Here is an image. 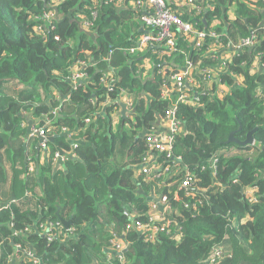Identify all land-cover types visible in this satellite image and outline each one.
Returning <instances> with one entry per match:
<instances>
[{
    "label": "trees",
    "instance_id": "obj_1",
    "mask_svg": "<svg viewBox=\"0 0 264 264\" xmlns=\"http://www.w3.org/2000/svg\"><path fill=\"white\" fill-rule=\"evenodd\" d=\"M90 1L60 3L53 9L59 18L55 29L40 37L33 28L47 9L43 0H0V152L3 135L19 130L23 112L35 119L49 114L55 126L76 128L77 137L87 139L76 151L78 159L64 167V175L51 172V160L36 176L29 174L27 183L14 171L12 195L20 197L17 187L26 191L0 211V264H32L20 257L10 261L17 243L42 255L41 264H202L217 245L230 248L229 257L219 264H264V68L251 69L255 62L264 63V1L185 0L208 8L198 15L165 2L167 9L205 34L199 48L176 35L177 51L169 57L163 47L132 51L148 29L139 21L140 6L117 13L120 0H96L100 7L95 26L81 29L78 16L87 15ZM228 3L234 4L233 17L227 13ZM210 31L218 37L210 38ZM251 35L257 43L242 47L241 41ZM212 45L220 47L213 52ZM221 52L234 55L223 63L218 83L203 92L196 75L221 65ZM145 59L153 62L152 79L143 80L138 69ZM78 60L88 63L82 70L87 79L73 88L65 77ZM187 61L193 65L191 82L198 88L184 92H196V99L180 101L174 83L164 99L161 85ZM168 62H174L172 70ZM109 72L110 90L101 85ZM121 92L132 107L119 117L113 132L108 120L95 118L110 103L108 116L119 111ZM61 95L65 101L54 117L50 111L61 105ZM172 109L181 122L180 132L172 136L169 151H150L139 134ZM86 119L96 122L86 124ZM251 131V144L226 143L231 133L243 142ZM61 139L53 145L66 147ZM168 154L179 162L169 161ZM147 156L153 159L150 166L166 169L164 175L161 170L147 177L143 168H131L142 167ZM185 179L190 181L188 189L181 188ZM5 182L0 154L1 190ZM149 196L164 197L168 211L152 213ZM157 216L169 227L155 232L151 219ZM58 217L71 221L73 234L47 246L36 226L45 220L57 222ZM129 218L134 227H128ZM25 228L30 231L16 234ZM117 244L124 246L121 255L113 251Z\"/></svg>",
    "mask_w": 264,
    "mask_h": 264
},
{
    "label": "built area",
    "instance_id": "obj_2",
    "mask_svg": "<svg viewBox=\"0 0 264 264\" xmlns=\"http://www.w3.org/2000/svg\"><path fill=\"white\" fill-rule=\"evenodd\" d=\"M67 0H50L49 4L48 2H45L46 4V10H43V12L39 15L37 18L38 24L33 28L34 34L45 37L47 33L55 29V22L59 20L57 13L54 12V8L57 7L60 3L65 2ZM128 2V0H125ZM134 6H140V9L142 10V14L139 18V21L142 25H144L148 29H144L143 34L137 41V45L135 48L132 49L134 52H140L148 47H163L167 51L165 53L168 57L171 56L173 53L177 51L175 48V39L176 35L183 36L188 42L192 43L193 47L199 48L204 43L205 34L203 31L197 30L191 23L186 22L182 20L177 14L170 11L166 8L165 2L166 0H132ZM96 0L90 1V6L86 7L87 9V15L86 16H78L81 21V29H84L86 31H90L95 26V22L98 17L97 8L100 7V5H97ZM184 7H188L191 10H194L195 14H199L201 11L208 9L204 6L200 5H193L191 1H188ZM36 18V17H34ZM202 20V19H201ZM208 36L210 38H217L218 35L212 31L208 33ZM55 40H58V37H54ZM257 43V37L255 35H251L250 37H247L243 39L240 43L242 47H252ZM211 45V44H210ZM220 46L212 45L210 51H217V49ZM233 47V46H232ZM112 53V51H110ZM234 55V53L231 54V56H225L226 58L231 57ZM230 58V59H231ZM223 59V58H222ZM221 65H217V67L211 71V73H207L206 75H203L202 73L197 74L196 76L201 80V83L203 84V88L207 91L211 90L213 83H218L217 77L218 74L223 72L224 65L223 63L228 62L229 60H222ZM88 65L87 62L84 60H78L74 66L71 68L70 75L65 77L67 81H69L73 88H76L77 84L81 82V80L87 79V76L84 72H82L83 68H85ZM186 67H184L186 70L183 71V73L176 72L172 76V80L175 84V90L179 92V100L180 101H187V99H196L197 93L193 92V95H189L187 92H184L185 88L192 89V88H198L195 81L191 82V76L193 74V65L187 61L185 64ZM264 68V63H258L255 62L252 66V72L257 71L259 69ZM215 75V79L212 78L210 80V77ZM209 82V83H208ZM113 83V75L112 73H106L104 77L101 80V85L103 84L104 87H106L108 90L112 88ZM206 84H209L207 87ZM205 91V92H207ZM204 92V91H203ZM65 99L59 100L60 106L54 108L52 111H50V114H52L54 117L58 115L59 112H61V107ZM62 102V103H61ZM119 104H125L127 107V111L131 109L132 102L131 99L125 95L124 92H121V97L118 100ZM111 104V103H110ZM174 109L166 113V118L170 121V135L168 137V140L165 139L163 136L159 135H146L144 136V143L148 145V148L150 151H169L172 145V136L174 134H177L181 130V122L175 119L174 116ZM23 114H26L23 112ZM42 118L43 124L38 127H32L30 129V137H38L40 139L39 145L40 148L43 151H47L48 149V141L49 138L56 135L64 134V132L67 131V128L64 126H55L53 118L49 116V114H41L40 116ZM92 120V119H91ZM90 119H86L85 123L88 124ZM88 122V123H87ZM79 145L77 143H73L71 146V149L73 151H76L78 149ZM225 152H221V154H224ZM61 158V154H53V158ZM168 159L174 158L170 154H168ZM176 162H179V158H174ZM153 159L151 156H147L145 159V162L141 168V173L147 177L154 176L158 173H153L151 170L150 163H152ZM216 163V159H213V164ZM162 170V168L160 169ZM29 171H32V169H29ZM166 171V170H165ZM164 171V173H165ZM161 173V172H160ZM189 175L187 174V177ZM190 187V181L188 179H185L181 182V188L188 189ZM246 196V195H245ZM159 203L154 204L152 206L153 210L152 213H158L161 214L165 211H168V205L166 203V199L164 197H158ZM247 202L249 203L251 199L249 197H246ZM157 205H159V208L157 210ZM160 209V210H159ZM153 223L156 224L155 232L156 231H163L164 228H168V223H165V220L161 217H153L151 219ZM131 227H134L133 222H131ZM158 224H160L161 228L158 227ZM61 223L60 221L52 222L50 220H45L43 222H39L36 226L37 233L40 234L46 241V245L50 246L53 241L55 240H61ZM141 228V225H136ZM30 231L28 228H25L22 232L16 233L17 235H24L25 232ZM70 231V230H69ZM73 234V230L71 231ZM69 236V235H68ZM15 250V256L13 258H10V261L12 260H18L19 257L22 260H29L32 264H41V256H35L33 251L29 247H23L21 244L17 243L14 246ZM124 250V246L122 245H115L113 251L119 255L122 254ZM224 245H217L213 247L206 257L204 261H202V264H219L220 261L223 259L229 257L230 253ZM19 255V256H18Z\"/></svg>",
    "mask_w": 264,
    "mask_h": 264
},
{
    "label": "crops",
    "instance_id": "obj_3",
    "mask_svg": "<svg viewBox=\"0 0 264 264\" xmlns=\"http://www.w3.org/2000/svg\"><path fill=\"white\" fill-rule=\"evenodd\" d=\"M214 1V0H213ZM251 3L255 4L257 3L259 0H249ZM264 1V0H263ZM46 0H43V3H45ZM175 2V3H174ZM166 3L170 6V5H177L175 6V9L179 10L180 8H182V6H184L185 0H166ZM230 3H228L229 5ZM46 7V4H45ZM136 6L133 5V1L132 0H128V2L126 3L125 0H120L119 3H117V13L120 10H126V9H130V10H135ZM207 10V9H205ZM228 15L229 17H233L234 16V4L231 3L230 6H228ZM232 53L229 54H223L221 52V57L220 59L224 60H229L231 57L226 58L225 56H231ZM169 67L167 68L168 70H172L171 67L175 66L174 62H168ZM166 64V62H165ZM158 67V66H157ZM186 67L185 65H183L180 68V72L183 73V68ZM153 62L151 59H145L141 64H138V69L142 70L141 75L144 79H152V72H153ZM162 71V67L157 70V75H162L161 73ZM215 75L210 77V80L212 78L215 79ZM173 80L171 79H167L166 83L162 86V97L168 98L170 94H172V84H173ZM209 83V82H208ZM209 84H206L205 86L207 87ZM11 88V87H10ZM201 91H207L205 90L203 87L201 88ZM65 98L64 96L61 95V99ZM111 105V104H108ZM106 106L103 107V109H101L98 112V117L95 119H99V118H103L104 120H108L109 122V129L110 126H113V132H115L116 130V126L119 122V117H122L120 115V109L119 111H114L112 114H110L109 116L105 113L106 109L110 106ZM120 108V107H119ZM24 117V121L20 122L19 125L17 126L19 130H12V131H7L3 137H4V148L3 150H1L0 154H1V160L3 163V168L6 174V182L4 184L3 189L1 190L0 188V211L1 209L9 206L11 203H13L15 200L19 199L21 196H23L24 191H26V189H21L19 187L16 188V192L21 193L18 198H15L14 195H12L11 192V186H12V182H13V178H14V171L17 169L18 171H20V173L18 174L19 176V180L23 181V183H27L28 181V175L32 174L33 177L37 175L39 169L41 167H43L44 165L48 164V160H51V172H56V171H60L61 175H64L65 173V166L67 165V163L72 162L74 159L77 160L78 156L76 154V151H73L71 149V146L73 143H77L78 145L80 144H84L87 142V139H85L83 136L81 137H77V132L76 128H72V129H67V131L69 132H64V134L61 135H56V137L52 140V141H48V149L47 151H43L40 148L39 142L40 139L38 137L34 138V137H30V129L32 127H38L39 124L43 123L42 118L39 117L37 119L32 118L31 116H29V114H22ZM93 119L89 121V123H92ZM94 122H96L94 120ZM93 122V123H94ZM88 123V122H87ZM170 121L169 119L165 117H161L159 116L151 126H149L148 129H143L141 131V133L139 134L140 137H144V135L146 136L148 135H159V136H163L165 137V139L168 140V137L170 135ZM115 127V128H114ZM105 135H109L108 132H105ZM63 138V140L61 139V142H64L66 144V147H63L62 145L60 146V144L54 143L55 140H57L58 138ZM137 138V139H138ZM49 143H51L52 145L49 146ZM54 149L55 151L53 152V154H61V161L63 165H59L56 166V162H57V158H51V150ZM128 168V167H127ZM134 170H139L141 169V166H137V167H132ZM151 170L153 173H158L159 171L161 172V168L159 167H154L151 165ZM29 169H32V171H29ZM166 169L163 168L162 172L165 171ZM161 174V173H160ZM165 173L163 172V175ZM134 179V176L132 178ZM34 189L37 190V188L34 187ZM2 191V193H1ZM149 199H158V197H154V196H149ZM159 205L161 206L162 209V205L159 203ZM159 205H157V210L159 208ZM160 210V209H159ZM70 230V231H69ZM73 230V228H71V226H69L68 228H64L63 226H61V237H63L64 235H69L71 236L72 233L71 231Z\"/></svg>",
    "mask_w": 264,
    "mask_h": 264
},
{
    "label": "water",
    "instance_id": "obj_4",
    "mask_svg": "<svg viewBox=\"0 0 264 264\" xmlns=\"http://www.w3.org/2000/svg\"><path fill=\"white\" fill-rule=\"evenodd\" d=\"M204 13H206L205 10H204ZM201 21H202V22H205L204 19H202ZM185 70H186V69L183 68V71H185ZM106 106H107V105H106ZM108 106H110V105H108ZM126 113H127V107H126V105H125V104H120V115H121L122 117H124V116L126 115ZM253 132H254V131L249 132V133L247 134V136H246V139H245L243 142H241V141H237V140L233 137V134H234V133H231V134L229 135V138H228V140H227L226 143L234 142V143L239 144V145L251 144V143L253 142V139H252V134H253ZM55 137H56V136H52L51 138H49V140L52 141ZM173 160H175V159H174V158L169 159V161H173ZM59 165H63V164H62V161H61V158H58V159H57V162H56V166H59ZM149 201H150V202H153L154 204H158V203H159V200H158V199H150ZM56 215H57V216L59 215V208H57V210H56ZM58 220L60 221L61 225H62L64 228H68V227L71 226V224H72L70 220L65 221V220L61 219L60 217H58ZM129 222H133V219L129 218Z\"/></svg>",
    "mask_w": 264,
    "mask_h": 264
},
{
    "label": "rangeland",
    "instance_id": "obj_5",
    "mask_svg": "<svg viewBox=\"0 0 264 264\" xmlns=\"http://www.w3.org/2000/svg\"><path fill=\"white\" fill-rule=\"evenodd\" d=\"M13 90L17 93L19 91V89L13 88ZM232 153H235V151L233 150ZM228 247V246H226Z\"/></svg>",
    "mask_w": 264,
    "mask_h": 264
},
{
    "label": "clouds",
    "instance_id": "obj_6",
    "mask_svg": "<svg viewBox=\"0 0 264 264\" xmlns=\"http://www.w3.org/2000/svg\"><path fill=\"white\" fill-rule=\"evenodd\" d=\"M120 107V106H119ZM59 221V220H58ZM226 247V246H225ZM227 249H230L229 247H226Z\"/></svg>",
    "mask_w": 264,
    "mask_h": 264
}]
</instances>
